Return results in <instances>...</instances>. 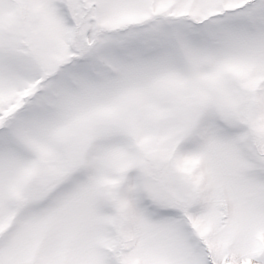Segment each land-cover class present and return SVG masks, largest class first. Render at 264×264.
<instances>
[{
  "label": "snow or ice",
  "instance_id": "obj_1",
  "mask_svg": "<svg viewBox=\"0 0 264 264\" xmlns=\"http://www.w3.org/2000/svg\"><path fill=\"white\" fill-rule=\"evenodd\" d=\"M0 264H264V0H0Z\"/></svg>",
  "mask_w": 264,
  "mask_h": 264
}]
</instances>
